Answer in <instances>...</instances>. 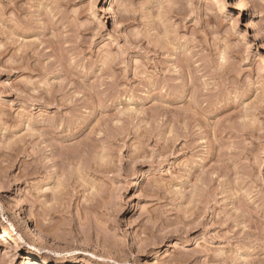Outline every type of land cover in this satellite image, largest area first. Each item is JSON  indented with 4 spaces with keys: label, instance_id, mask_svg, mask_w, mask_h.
Here are the masks:
<instances>
[{
    "label": "rangeland",
    "instance_id": "374dc122",
    "mask_svg": "<svg viewBox=\"0 0 264 264\" xmlns=\"http://www.w3.org/2000/svg\"><path fill=\"white\" fill-rule=\"evenodd\" d=\"M0 264H264V0H0Z\"/></svg>",
    "mask_w": 264,
    "mask_h": 264
},
{
    "label": "bare ground",
    "instance_id": "6f19581e",
    "mask_svg": "<svg viewBox=\"0 0 264 264\" xmlns=\"http://www.w3.org/2000/svg\"><path fill=\"white\" fill-rule=\"evenodd\" d=\"M240 2V1H239ZM240 3H242V2H240ZM240 3H238V4H240ZM240 6H242V5H240ZM245 6V5H244ZM244 6H242V7H244ZM242 7H240V8H242ZM245 9V8H244ZM19 220H20V218H19ZM14 242V241H13ZM12 242V243H13ZM11 242H9V241H7V243H6V248L9 250V249H12V244ZM16 243V242H15ZM14 246V245H13ZM7 253V252H6ZM37 257V256H36ZM35 256H29V259L27 260L28 262H29V260H30V262L31 263H34V261H44V259H38V257L36 258ZM60 261H62L61 260V258H58ZM46 261V260H45ZM73 261H75V260H73V259H71V262H73ZM70 262V261H69ZM41 263V262H40ZM47 263V262H46ZM56 263V262H55Z\"/></svg>",
    "mask_w": 264,
    "mask_h": 264
}]
</instances>
